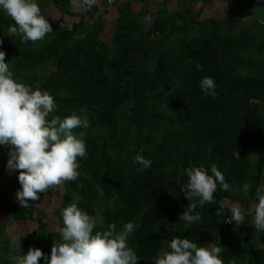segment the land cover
Wrapping results in <instances>:
<instances>
[{"label":"trees","instance_id":"1","mask_svg":"<svg viewBox=\"0 0 264 264\" xmlns=\"http://www.w3.org/2000/svg\"><path fill=\"white\" fill-rule=\"evenodd\" d=\"M131 1L118 6L107 43L100 36L103 14L85 34L79 32L85 26L81 13L71 25L50 18L48 6L70 14L71 0H39L53 32L37 42L9 37L14 21L0 10V49L15 78L53 95L55 115L75 112L88 120L87 128L74 130L84 134L86 156L77 157L79 177L61 185L60 207L75 202L90 215H103L105 227L116 223L117 230L133 222L128 244L137 264H155L176 236L219 242L224 264H264V231L246 221L229 222L224 230L230 206L223 203L238 202L248 216L264 174V0H233L220 20L201 18L202 5L193 8L195 1L212 0H177L178 9H158L147 26L145 7L134 13ZM205 76L215 79V97L199 86ZM6 152L0 146L3 168ZM137 154L151 166L134 163ZM212 164L230 188L218 185L212 204L197 203L201 219L186 225L179 219L190 202L180 190L188 181L185 169L204 166L210 173ZM18 171L0 189L1 215L36 227L20 248L0 222V264H14L13 257L30 247L50 254L59 239L36 200L27 207L18 203ZM246 183L250 188L243 191Z\"/></svg>","mask_w":264,"mask_h":264},{"label":"clouds","instance_id":"2","mask_svg":"<svg viewBox=\"0 0 264 264\" xmlns=\"http://www.w3.org/2000/svg\"><path fill=\"white\" fill-rule=\"evenodd\" d=\"M71 3L83 12L91 9L97 0H71ZM0 10L14 21L7 28L9 37L19 35L25 43L37 42L53 32L39 0H0ZM5 55L0 49V146L7 149L6 168L0 160V178L6 179L2 175L4 172H9L12 177V173L19 170L20 188L15 195L21 207H27L30 200L39 199L41 193L79 177L77 157L86 156V143L83 132L74 130L87 128L88 120L75 112L64 117L55 115L58 105L53 95L17 80ZM199 86L204 95H217L214 77H203ZM133 162L143 169L152 164L141 154H137ZM185 172L188 181L180 190L190 202L187 210L179 214V219L191 225L201 219L196 210L197 203L200 206L212 204L218 185L224 191L229 190L230 185L215 164L210 166V173L204 166L188 167ZM7 182L4 180L5 184L0 182V185L5 186ZM249 188L246 183L242 190L248 191ZM1 204L0 195V213ZM228 210V222L244 223L245 209L238 202L232 203ZM60 216L62 226L56 229L59 239L53 242L50 254L30 247L26 253L21 251L13 257L14 264H40V258H43V264H137L140 260L128 244V237L136 228L133 222L123 223L119 230L114 222L105 227L103 215H90L75 202L63 207ZM253 225L258 231H264V186L257 191ZM23 235L14 237L13 243L20 245ZM223 250L219 242L200 244L176 236L159 250L155 264H224L219 255Z\"/></svg>","mask_w":264,"mask_h":264},{"label":"rangeland","instance_id":"3","mask_svg":"<svg viewBox=\"0 0 264 264\" xmlns=\"http://www.w3.org/2000/svg\"><path fill=\"white\" fill-rule=\"evenodd\" d=\"M139 1H142V0H139ZM153 1H154V4H152V6H149V7L144 6L145 14H143L142 17H143V20L146 22V26L152 22L155 16V13L158 9L163 8V7L169 10L179 8L177 4V0H157V1L153 0ZM201 3H202L201 1L200 2L195 1L193 3V8H196V9H198L200 5H202L201 6L202 7L201 8L202 9L201 18L213 17V18L220 20L223 18V16L226 15L227 10L232 7L233 0H212L210 3H207V4H201ZM47 10L50 12V16L52 19L58 20L57 17H53L55 12H58L57 9H54L52 7H47L46 11ZM237 14L241 15L240 12H238ZM4 180L6 182L8 181L7 178L6 179L0 178V182L2 184H5ZM262 186H264V174L262 176L261 184L258 189L262 188ZM51 191L52 193H50V195H47L45 193L40 194L39 199L36 200L37 201L36 206L42 209L44 208L45 212L47 213L45 216V221L47 222L48 228L50 230L56 231V229L58 228V221H59V217L57 213L59 212V210L61 211L62 209L60 207L59 201H61L62 199V194L64 193L65 188L61 185L54 186L51 189ZM256 202L257 200L252 202L251 211H248L249 215L245 217L246 223L253 222L254 207H255ZM223 203L225 205L230 206L233 202L229 203L228 201H223ZM0 222H4V223L8 222L3 218V215H1V213H0ZM35 227H36V224L34 222L30 223V222L22 221L21 224H18L17 222L9 221L6 224L5 233H6V236L10 239L11 244L13 245H19L18 242L13 243L14 237H18L20 235L25 234L20 237V245H21L24 239L26 238V234L29 232V230Z\"/></svg>","mask_w":264,"mask_h":264},{"label":"crops","instance_id":"4","mask_svg":"<svg viewBox=\"0 0 264 264\" xmlns=\"http://www.w3.org/2000/svg\"><path fill=\"white\" fill-rule=\"evenodd\" d=\"M119 1L120 3H117V4H108L107 0H97V3L93 5L91 9L88 10L89 12L93 13L94 16H90V13H87L86 11L82 12L79 8L75 7L72 3H70V6L68 8L70 11V14L66 12L61 14L60 11L57 9L58 12H55L53 17H57L59 19L60 24L62 25H71L73 24L74 21L80 20V17H78L80 13L83 14L85 26L81 30H79V32L82 34H85L90 30L92 24L95 22L97 18L95 16L99 14H103L102 16L103 20L100 23V27L102 28V31L100 32V36L107 43L109 42L111 38L115 16L118 11V6H120L119 8H122L124 3L126 2V0H119ZM152 4H154L153 0H142V1H131L130 2L131 10L134 13L139 12L140 9H142L144 6L149 7V6H152ZM48 13L50 14L49 11ZM92 17L94 18L92 19ZM1 163L2 162H0V165ZM2 175L5 176V178H10L9 172H4L2 173ZM3 187H4L3 185H0V189H2Z\"/></svg>","mask_w":264,"mask_h":264},{"label":"built area","instance_id":"5","mask_svg":"<svg viewBox=\"0 0 264 264\" xmlns=\"http://www.w3.org/2000/svg\"><path fill=\"white\" fill-rule=\"evenodd\" d=\"M114 1H118V0H108L109 3H112ZM132 1H139V0H132ZM230 225V223L227 221V219H225L224 221V230H226V228Z\"/></svg>","mask_w":264,"mask_h":264}]
</instances>
